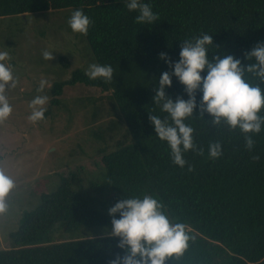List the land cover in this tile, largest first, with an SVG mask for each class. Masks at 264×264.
Segmentation results:
<instances>
[{"label": "trees", "instance_id": "obj_1", "mask_svg": "<svg viewBox=\"0 0 264 264\" xmlns=\"http://www.w3.org/2000/svg\"><path fill=\"white\" fill-rule=\"evenodd\" d=\"M142 2L159 14L156 23L136 24L137 13L127 10L125 0H0V17L66 7L72 12L82 9L93 21L84 38L96 63L113 67V79L110 83L90 80L82 69L75 68L68 79L53 83L50 92L59 94L60 87L77 82L110 91L131 142L117 144L101 155L107 180L146 182L164 205L165 214L167 209L181 208L169 219L184 223L190 239L176 264H212L216 260L217 264H264V130L253 136L255 146L249 151L239 129L212 127L206 113L204 118L194 115L185 123L194 128V142L204 154L184 153L188 163L181 168L172 162L167 142L158 138L149 122L150 113L161 118L167 115L153 103L160 75L171 71L159 53L178 61L181 41L207 33L219 46L210 49L209 58L231 54L247 65L250 61L244 53L264 42V0ZM58 60L67 65L64 56ZM172 80L166 93L174 100L178 95L188 99L184 86L175 76ZM246 80L264 90V83L250 74ZM201 97L198 91L197 103ZM260 114L264 115V108ZM215 141L221 143L223 155L213 160L208 148ZM257 155L259 159L254 160ZM188 165L193 166L192 171ZM60 178L57 189L41 193L39 202L9 233L15 243L27 245L0 249V264H109L117 254H124L117 246L120 238L109 235L32 245L43 225L64 222L67 230H74L107 221L104 213L74 189V173ZM144 195L112 191L111 201L114 205L120 199ZM198 239L214 244L223 257L216 259L212 250L201 253L194 241Z\"/></svg>", "mask_w": 264, "mask_h": 264}, {"label": "rangeland", "instance_id": "obj_2", "mask_svg": "<svg viewBox=\"0 0 264 264\" xmlns=\"http://www.w3.org/2000/svg\"><path fill=\"white\" fill-rule=\"evenodd\" d=\"M71 13V8L66 7L0 17V51L9 53L11 60L6 63L11 65L17 79L16 87L7 91L13 112L0 123V170L15 182L6 198L8 210L0 214V249L27 245L15 243L9 233L39 202L41 193L57 189L61 176L69 178L74 173L77 178L72 183L74 189L104 213L107 221L74 230H67L64 222L43 225L38 241L32 245L108 235L112 228L108 213L113 206L112 191L157 198L146 182L107 180L101 155L117 144L131 142L109 90L101 91L78 82L64 85L60 87L62 93L56 98L57 103L49 101L46 105L45 119L35 124L28 120L30 101L37 95L49 97L47 87L42 93L36 91L41 79L49 83L62 81L75 68L85 72L90 64L96 63L84 35L74 33L68 25ZM44 50L54 51L55 59H43ZM59 56L66 58L67 65H62ZM177 210L167 209L166 215L173 217ZM198 240L194 241L201 253L212 250L216 259L223 257L214 244ZM176 262L175 256L165 260V264Z\"/></svg>", "mask_w": 264, "mask_h": 264}, {"label": "clouds", "instance_id": "obj_3", "mask_svg": "<svg viewBox=\"0 0 264 264\" xmlns=\"http://www.w3.org/2000/svg\"><path fill=\"white\" fill-rule=\"evenodd\" d=\"M129 12H136V24H154L159 20V14L152 6L142 0H125ZM74 33L87 36L93 21L82 9L74 10L68 21ZM213 37L207 33L193 36L181 41L179 60L172 61L167 53H159L171 71H164L155 88L153 103L159 106L161 112L167 115L163 118L150 113L149 122L154 126V132L170 148L172 162L183 168L188 162L184 153L193 151L203 155L204 149L199 147L193 138L194 128L185 121L194 115L201 118L208 115L207 122L212 127L226 125L229 131L240 130L245 140V148L251 151L255 146L254 135L264 130V94L259 84L247 82L248 74L264 83V42L244 53V58L250 61L244 65L239 58L228 54H219L209 58V51L217 48ZM54 51L44 50L43 59H55ZM11 57L7 51H0V123L6 121L12 114L13 108L9 103L7 91L15 88V78L11 65L7 64ZM206 75L202 76V73ZM90 80L102 79L110 83L114 69L110 64L92 63L85 70ZM175 76L184 86L183 91L188 99L178 95L175 100L166 93V88L172 86ZM49 81L41 79L36 91L44 92ZM202 97L197 103V92ZM47 95H37L29 103L31 113L28 120L35 124L45 119ZM199 109L198 113L194 110ZM223 155L221 143L215 141L209 144L208 156L215 160ZM258 160L259 156H253ZM192 171L193 166L188 165ZM15 187L14 180L0 170V214L7 212V196ZM164 205L151 195L142 198L131 197L120 199L108 209L111 219V237H119L118 247L124 254H117L109 264H165L167 258L181 257L188 248L189 235L184 223H173L164 212ZM119 218H116V214Z\"/></svg>", "mask_w": 264, "mask_h": 264}, {"label": "crops", "instance_id": "obj_4", "mask_svg": "<svg viewBox=\"0 0 264 264\" xmlns=\"http://www.w3.org/2000/svg\"><path fill=\"white\" fill-rule=\"evenodd\" d=\"M64 80H66V79H64ZM53 83H55V81L49 83V86H47V88H48L49 90H50V88H51V86H52ZM65 85H69V84H65ZM70 85H73V84H70ZM63 86H64V85H63ZM63 86H62V87H63ZM48 93H49V101L54 102V103H57V102H56V98H57L62 92L60 91L59 94H52V93L49 91Z\"/></svg>", "mask_w": 264, "mask_h": 264}]
</instances>
